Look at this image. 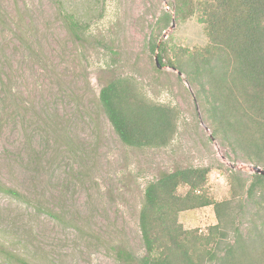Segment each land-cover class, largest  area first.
<instances>
[{
  "label": "rangeland",
  "instance_id": "rangeland-1",
  "mask_svg": "<svg viewBox=\"0 0 264 264\" xmlns=\"http://www.w3.org/2000/svg\"><path fill=\"white\" fill-rule=\"evenodd\" d=\"M178 6V0H0V185L21 195L0 192V249L27 264H124L116 248L144 254L138 228L144 188L162 173L187 168L209 169L204 194L231 200L228 225L253 239L256 206L242 193L232 199L231 183L237 176L246 191L251 168L263 167L214 134L204 94L168 66L170 53L165 67H154L150 42L188 51L207 43L198 16L182 20ZM65 11L84 23L79 40L66 29ZM164 13L170 21L160 31L155 23ZM115 78L131 79L150 102L177 112L167 146L120 142L98 101L100 88ZM177 219L199 235L217 223L212 206ZM223 230L221 243H232L233 231ZM7 259L0 254V264H15Z\"/></svg>",
  "mask_w": 264,
  "mask_h": 264
},
{
  "label": "trees",
  "instance_id": "trees-1",
  "mask_svg": "<svg viewBox=\"0 0 264 264\" xmlns=\"http://www.w3.org/2000/svg\"><path fill=\"white\" fill-rule=\"evenodd\" d=\"M178 5L182 20L198 16L207 43L188 51L150 42L155 69L165 67L164 57L170 53L168 66L190 78V84L197 82L204 94L214 134L220 133L232 150H240L264 171V0H178ZM62 19L69 34L79 40L84 23L66 11ZM169 21L170 15L164 13L155 25L164 31ZM98 101L125 146L165 147L175 133L177 112L150 102L131 79L108 81L100 88ZM208 173V168L177 169L147 184L138 218L144 254L137 257L119 247L117 259L124 264H264V174L253 173L246 191L245 181L232 177V199L242 193L253 202L259 222L251 227L253 239H243L236 227L228 225L231 200L213 202L204 194ZM180 187L187 188L183 196L177 193ZM0 192L21 199L19 193L1 185ZM207 206L213 207L216 225L206 235L184 230L178 214ZM223 227L233 231L232 243H221L226 236ZM0 254L15 264H27L4 249Z\"/></svg>",
  "mask_w": 264,
  "mask_h": 264
},
{
  "label": "water",
  "instance_id": "water-1",
  "mask_svg": "<svg viewBox=\"0 0 264 264\" xmlns=\"http://www.w3.org/2000/svg\"><path fill=\"white\" fill-rule=\"evenodd\" d=\"M251 171H253L254 173L264 174V171L260 170L257 167L251 168Z\"/></svg>",
  "mask_w": 264,
  "mask_h": 264
}]
</instances>
